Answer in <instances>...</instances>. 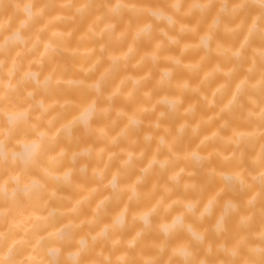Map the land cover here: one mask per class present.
Segmentation results:
<instances>
[{"label": "bare ground", "instance_id": "bare-ground-1", "mask_svg": "<svg viewBox=\"0 0 264 264\" xmlns=\"http://www.w3.org/2000/svg\"><path fill=\"white\" fill-rule=\"evenodd\" d=\"M0 264H264V0H0Z\"/></svg>", "mask_w": 264, "mask_h": 264}]
</instances>
